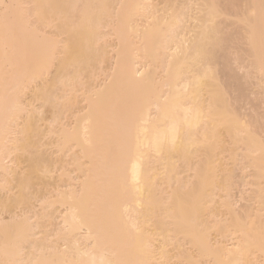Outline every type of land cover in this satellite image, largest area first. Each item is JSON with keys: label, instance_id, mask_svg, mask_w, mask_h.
<instances>
[{"label": "bare ground", "instance_id": "1", "mask_svg": "<svg viewBox=\"0 0 264 264\" xmlns=\"http://www.w3.org/2000/svg\"><path fill=\"white\" fill-rule=\"evenodd\" d=\"M251 1L255 5L249 10L257 11L254 17L246 11V3ZM3 2L0 0V131L13 127L23 111L17 97L7 99L9 115L2 109L9 88L1 83L10 75L12 60L27 62L26 77L43 76L55 58L56 65L67 69L69 76L61 81L64 93L58 95L43 85L35 92L53 106L58 98L65 104L71 102L83 71L96 81L88 89L83 119L88 130L79 129L73 136L90 161L86 202L85 196L72 195L75 203L64 219L65 232L51 241L37 236L30 222L0 221V264H117L122 261L121 245L111 253L105 242L119 237L116 242L120 244L134 233L147 238L148 231L136 225L139 220L146 222L145 213L133 208L123 220L115 208L118 199L135 188L148 193L147 209L156 223L153 230L163 236L198 239L193 208L203 206L210 190L226 186L216 178L214 164L215 149L224 141H242L248 154L259 152L252 164L263 177L260 200L264 201V144L238 119L235 104L246 99L247 93L244 78L238 80L237 69L231 67L236 47L249 51L251 60L264 59V52L259 54L254 45L264 35V0ZM233 15L236 18L230 17ZM103 63L105 78L94 77ZM17 77L14 74L10 83ZM232 92L237 101L229 99ZM250 115L249 122H257L256 115ZM26 118L22 130L29 134L22 140L28 145L34 142L37 121L32 113ZM14 137L12 132L0 135V151L6 148L5 140ZM18 141L19 137L12 142ZM2 157L0 153V168L4 166ZM196 158L205 161L195 162ZM116 172L122 177L114 183ZM183 172L197 177L192 186L179 176ZM161 174L166 175L170 188L158 195L156 177ZM247 217L236 223L241 233L236 248L223 252L202 236L205 250L227 256L230 264H237L243 256L254 264L250 248L258 240L263 245L264 264V220L258 223ZM130 225L135 229L129 230ZM145 255L143 264H152V250L147 249Z\"/></svg>", "mask_w": 264, "mask_h": 264}, {"label": "rangeland", "instance_id": "2", "mask_svg": "<svg viewBox=\"0 0 264 264\" xmlns=\"http://www.w3.org/2000/svg\"><path fill=\"white\" fill-rule=\"evenodd\" d=\"M8 2L9 0H4L3 3L6 5ZM257 4L256 8L259 6V3ZM246 5L248 6L246 11L249 12V7L252 8L255 4L251 1ZM256 13L257 11L253 8L247 15L254 17ZM230 17L236 18L234 15ZM236 21V23L243 24L242 20ZM254 45L258 53L260 50L264 52V35L259 36ZM237 49L238 47H236V52L234 48L232 50L236 56L232 55L234 57L231 67L238 70H233L236 74L239 73L238 80L244 78L247 93L245 101L241 100V103L235 104L236 107L238 106L236 108L238 119L244 122L251 129L252 134L264 144V59L256 62L249 59V51V53L244 50L241 52L240 48ZM58 55L61 57L63 53ZM57 62V58L53 59L41 77H26L27 62L12 60L8 71L10 75L4 76L1 83L3 87L9 88L7 95L2 98L3 101L5 100L3 113L6 115L11 113L7 99L12 97L18 98L23 111L13 127L7 126L6 132L0 131L2 136L8 132H12V136H15L7 138L4 142L6 147L4 152L0 151L4 162L3 168H0V221L11 223L12 219H17L18 222H30L35 226L33 231L38 232L37 236L47 237L50 241L57 239L65 232L64 219L68 215L69 207L75 203L72 195H83L86 202L89 194L88 187H86L88 183H85V179L90 161L82 152L84 147L73 140V136L79 129L80 131L88 130L83 125V119L88 109L90 95L88 89L96 81L93 77L86 76V71H83L79 77L81 83L77 86L76 96L71 102L65 104L63 98H58L56 107L50 105L35 92L43 85L44 88L55 91L58 95L64 93L61 81L69 75L67 69L62 70V66L55 64ZM105 70L106 63H103L95 70L94 77L105 78ZM14 74H19L18 80L16 78L15 83H10ZM232 95L234 96L233 92L229 95V99L237 101ZM234 101L233 104L236 103ZM27 113H32L37 121L33 132L34 142L28 145L22 140L25 135L29 134L22 130L26 129L24 124L28 121ZM138 113L143 114L144 112ZM250 113L256 115L257 122L254 124L249 122ZM220 133L222 140H226L225 132L220 130ZM17 137L19 141L12 142ZM246 147L247 145L242 141L236 144L224 141L221 148L215 149V175L226 186L210 190V195L204 199L203 206L193 208L191 214L195 217L194 221L198 228L195 229V234L198 239H190L184 235L163 236L159 234V230H153L156 223L147 209L150 205L148 193L139 188L129 189V195L118 199L115 208L118 209L123 220L124 214L133 208L145 213L146 222H139V220L136 225L148 232L146 239L134 233V235L123 238L120 244L116 242L119 237L114 241L104 243L106 250L111 253H115L121 245L122 261L118 260L117 264H143L147 249L152 250L154 254L152 264H230L227 256L218 257L213 253L214 250H205L202 236L206 237L208 244L213 248H222L223 252H227L236 248L241 238V233L236 226V223L244 222L240 217L248 216L249 221L258 220V223L264 220V201L260 200L263 177L252 164L256 158H259V152L248 154ZM7 148L11 150L7 151ZM204 161V158H199L195 162ZM179 171H183L181 167ZM181 175L184 179L186 178L188 187L197 180L192 172H183L179 174ZM121 177L122 174L116 172L112 182H117ZM156 179L160 187L156 192L161 195L164 192L162 190L166 188L168 190L170 185L165 174L157 176ZM138 182L139 180L135 183ZM171 182L174 183V180ZM199 219L201 223L197 224ZM128 229H135L134 225H130ZM25 246H28V243H25ZM262 248L263 245L258 240L250 248L249 255L254 260V264H263ZM248 263L246 256L241 257L237 262V264Z\"/></svg>", "mask_w": 264, "mask_h": 264}]
</instances>
